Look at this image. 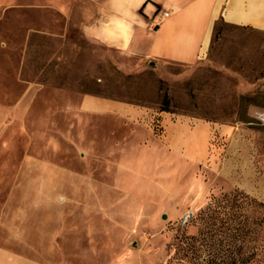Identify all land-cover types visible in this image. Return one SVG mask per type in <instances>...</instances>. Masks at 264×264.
<instances>
[{
	"label": "rangeland",
	"instance_id": "obj_1",
	"mask_svg": "<svg viewBox=\"0 0 264 264\" xmlns=\"http://www.w3.org/2000/svg\"><path fill=\"white\" fill-rule=\"evenodd\" d=\"M35 2L0 0V209L22 162L58 163L91 180L89 201L67 204L52 255L63 264H173L183 247L205 255L207 227L225 238L239 214L244 245L264 249V33L219 23L202 58L177 64L88 41ZM85 95L209 131L192 151L183 133L166 139L159 116L140 125L79 111Z\"/></svg>",
	"mask_w": 264,
	"mask_h": 264
},
{
	"label": "crops",
	"instance_id": "obj_2",
	"mask_svg": "<svg viewBox=\"0 0 264 264\" xmlns=\"http://www.w3.org/2000/svg\"><path fill=\"white\" fill-rule=\"evenodd\" d=\"M35 1L31 7L58 11L88 41L127 56L177 64L202 58L219 23L264 33V0ZM161 11L167 15L160 17ZM32 103L28 99L25 104ZM1 110V119L7 118L8 108ZM78 110L140 125L159 116L166 139L175 143L183 133L186 141H193L192 151L196 138L209 131L201 122H172L165 113L113 98L85 95ZM19 169L23 176L16 178L0 209V264H63L52 255L67 237V204L89 201L90 177L75 179L58 163L44 173L36 160H25Z\"/></svg>",
	"mask_w": 264,
	"mask_h": 264
},
{
	"label": "trees",
	"instance_id": "obj_3",
	"mask_svg": "<svg viewBox=\"0 0 264 264\" xmlns=\"http://www.w3.org/2000/svg\"><path fill=\"white\" fill-rule=\"evenodd\" d=\"M240 216V214L236 217L234 215L236 222L231 229L226 226V232L224 233L225 238H217L216 230L213 229L211 224L207 227V231L203 234V236H206L202 237L204 240H202V243H198L201 251L203 250L206 253L205 255H198L197 253L192 254L191 248L186 249L183 247L173 264H264V253H262L264 249L259 252L253 249L249 250L244 245L246 240L244 226L246 223L243 218H239ZM209 219L211 220L213 217L210 216ZM195 239V237H188L190 243L197 242ZM183 240L187 239L183 238ZM224 240H228L230 244L226 248L222 246V241ZM208 241L212 243L208 245ZM189 242L187 241V245H190ZM219 245H221V247H217ZM188 250L190 252H188ZM195 250L197 251V249ZM192 255H195L194 259Z\"/></svg>",
	"mask_w": 264,
	"mask_h": 264
},
{
	"label": "built area",
	"instance_id": "obj_4",
	"mask_svg": "<svg viewBox=\"0 0 264 264\" xmlns=\"http://www.w3.org/2000/svg\"><path fill=\"white\" fill-rule=\"evenodd\" d=\"M167 15L166 11H161L160 12V17H165ZM190 214L184 215L183 217V223L186 222L190 218Z\"/></svg>",
	"mask_w": 264,
	"mask_h": 264
}]
</instances>
